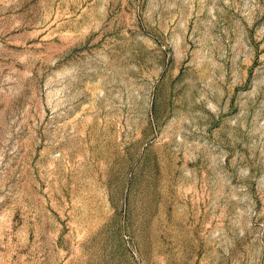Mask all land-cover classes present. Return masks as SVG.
<instances>
[{"label": "rangeland", "instance_id": "obj_1", "mask_svg": "<svg viewBox=\"0 0 264 264\" xmlns=\"http://www.w3.org/2000/svg\"><path fill=\"white\" fill-rule=\"evenodd\" d=\"M0 264H264V0H0Z\"/></svg>", "mask_w": 264, "mask_h": 264}]
</instances>
